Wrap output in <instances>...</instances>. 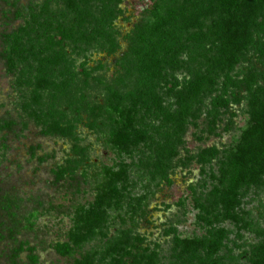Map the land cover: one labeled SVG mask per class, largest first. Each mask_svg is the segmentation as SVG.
Masks as SVG:
<instances>
[{
	"label": "trees",
	"instance_id": "1",
	"mask_svg": "<svg viewBox=\"0 0 264 264\" xmlns=\"http://www.w3.org/2000/svg\"><path fill=\"white\" fill-rule=\"evenodd\" d=\"M123 1L44 0L28 5L18 10L17 19L23 24L1 36L0 60L15 79V87L29 105L30 119L42 128L43 136L74 141L78 126L86 124L107 140L116 156L112 166L103 165L95 173L94 200L88 207L77 208L68 240L54 246L59 256L74 259V264L95 263L100 254L97 251L82 254L80 259L75 256L97 236L100 241L108 239L109 233L104 230L114 220L111 211H124L125 219L121 217L120 221H132V226L121 230L106 247L105 253L115 255L113 264H160L158 251L144 247L145 240L136 234V220L147 214L148 202L146 196H131L128 183L132 166L122 158L140 163L148 182L169 184L188 126L199 128L204 119L207 132L214 135L224 117L233 114V106L246 104L250 116L247 131L230 147L226 160L217 147L179 160L185 167L193 162L201 166L202 177L208 178L205 188L209 182L214 184L206 194L191 189L200 221L211 228L209 236L190 240L173 233L171 264H192L189 257L197 249L207 250L211 257L224 248L226 231L213 229L219 217L236 223L242 220L237 212L241 201L232 192L239 186L238 178L252 187L264 185V0H204L194 7V0H152L146 18L124 37L127 48L121 53L116 21L123 16ZM216 7L223 8L221 14L226 13L218 15ZM206 22L217 30L205 36L197 34ZM204 42L214 53L206 62L194 58L196 72L185 96L191 101H185V106L170 118L163 115L166 124L173 127L160 135L157 131L161 127L151 124L154 118H160L159 95L165 70L178 64L183 53L200 48ZM94 53L116 58L119 68L112 82H100L104 96L95 103L88 92L92 75L104 69V64L99 60L90 67ZM189 117L191 123L187 122ZM14 126L15 122L0 118V134ZM72 153L68 165L54 172L57 182L88 179L87 151L75 143ZM216 160L221 165L219 176L213 167L206 171ZM82 168L79 177L77 172ZM25 250L21 245L13 260ZM27 250L31 263L37 264L33 248ZM252 256V264H264V247Z\"/></svg>",
	"mask_w": 264,
	"mask_h": 264
},
{
	"label": "rangeland",
	"instance_id": "2",
	"mask_svg": "<svg viewBox=\"0 0 264 264\" xmlns=\"http://www.w3.org/2000/svg\"><path fill=\"white\" fill-rule=\"evenodd\" d=\"M43 1L0 0V52L2 51L1 36L13 32L23 24L22 20L17 19L18 10L28 5L41 4ZM200 1L204 0H194L192 6H198ZM152 5V0H124L121 4L123 16L121 15L116 21V29L120 34L119 40L122 45L121 53L127 48L124 37L136 24L146 18L147 11ZM216 9L218 15L224 12L223 8L216 7ZM214 29L217 30V27L211 22H206L203 30L196 33L205 36L209 35L208 31L213 32ZM185 40L184 37L186 47L188 43ZM213 40L214 38L211 37L210 41ZM213 53L209 43L204 42L200 48L178 57V64L174 63L175 66L172 64L171 67L166 68L165 80L159 95L161 104L159 111L162 116L154 118L151 124L155 128L161 127L160 132L157 131L158 134L162 135L165 129L172 131L173 125L166 124L165 117L170 118L171 114L183 107L185 101L187 103L191 101V98L185 100V96L196 72H194V58H202L201 61L206 62L205 59ZM99 60L104 64V69L92 75L88 92L90 100L94 103L101 102L104 96L103 89L99 86L100 82H112L119 70L116 58L95 53L91 56L90 67H95ZM82 61V58H78V63ZM14 82L15 79L8 74L0 60V118L15 122L12 130L0 134V264H15V262L32 264L31 254L27 248H33L34 256L38 258L37 264H74V259L59 256L54 246L68 240V234L74 226L77 208L88 207L94 200L95 173L103 165L112 166L116 156L108 146L107 140L97 131L90 130L85 126L86 124L78 126L77 139L74 141L43 136L42 128L30 119L29 105L22 100ZM208 102L209 99L206 103ZM231 109L233 114L224 117L219 130L214 135L207 132L204 119L201 120L199 128L188 126L183 137L185 145L180 149L181 155L174 161V167L170 171L169 184L156 186V182H148V177L142 176L145 171L140 163L132 164L129 157L122 158V161L132 166V178L128 183L132 188L131 196H146L148 202L147 214L136 220L138 223L135 228L136 234L145 240L144 247L158 251L160 264L172 263L174 234L181 239L190 240H203L209 236L208 232L211 228L200 221L199 210L195 207L191 189L195 187L198 194L201 192L206 194L213 189L214 184L209 182L205 188L204 180L207 181L208 178L202 177L201 166L193 162L185 167L179 160L186 158L188 154L196 155L200 150L210 147H217L226 160L228 157L226 153L230 151L236 139L247 131L250 122L245 103L233 106ZM191 121L189 117L187 122L191 123ZM75 143L87 151L88 179L80 177L84 169L82 168L77 172L80 178L57 182L54 172L59 167L68 165L69 159L73 158ZM212 164L206 168V171L210 172V168L213 167L219 176L221 165H217V160ZM241 179L242 177L238 178L239 186L232 192L241 201L237 212L240 213L242 220L236 223V220L219 217L214 222L213 229L226 231L227 240L224 241V248L211 257L207 256V250L197 249L189 257L192 264H213V262L252 264V254L264 247V185L252 187ZM124 215V211L121 213L111 211V220H114L107 225H110L107 230H104V233H109L108 239L100 241L102 238L97 236L78 252L75 259H80V256L87 252L97 251L100 254L94 264H113L112 257L115 255L105 251L108 243L118 237L121 230L132 226V221L128 219L124 222L120 221L121 217L125 219ZM21 245H25L26 250L13 260L14 252H17Z\"/></svg>",
	"mask_w": 264,
	"mask_h": 264
}]
</instances>
